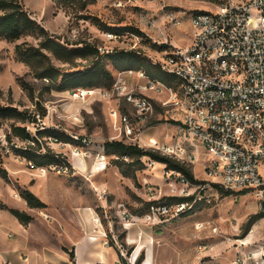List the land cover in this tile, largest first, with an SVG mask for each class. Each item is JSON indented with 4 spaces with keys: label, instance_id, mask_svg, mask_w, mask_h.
<instances>
[{
    "label": "rangeland",
    "instance_id": "374dc122",
    "mask_svg": "<svg viewBox=\"0 0 264 264\" xmlns=\"http://www.w3.org/2000/svg\"><path fill=\"white\" fill-rule=\"evenodd\" d=\"M22 4L38 26L35 33L12 43L0 40V107L15 108L26 118L0 120V169L6 173V178L0 176V223L4 225L1 237L14 242L20 235L19 223L8 210H1L5 207L30 215L36 235L68 251L72 245L66 244L67 233H76V219L85 212L93 214L106 230L109 246L117 249L124 264H145L147 258L150 264H231L237 255L249 251L240 246V241L253 243L264 238V218L257 222V233L252 238L249 235L253 226L247 233L244 231L252 216H264L253 194L233 192L223 197L207 186L211 183L205 171L209 156L199 144L184 141L174 129L177 120L164 107L167 96L144 90L145 82L135 75L128 79L143 96L151 98L153 107L148 119L137 123L139 145L165 156L151 149L149 140L157 141L160 148L181 143L188 152L184 161L166 157L185 165L195 180L205 183L201 187H206L202 191L206 199L194 205L191 216L178 215L177 205L170 199L196 198L200 191L183 186L166 166L155 162L157 165L151 168L149 164L141 167L127 158L117 164V157L103 152L104 143L117 138L109 109L118 106L134 120V108L124 100L117 105L101 100L82 103L69 95L78 83L99 81L106 85L104 72L115 77L119 70L129 67L166 78L149 64L150 59L158 61L163 56L158 46H167V52L186 48L192 36L190 16L196 11L208 12L212 5L202 0H22ZM108 27L120 38L108 40L106 34H114L103 31ZM48 37L69 48L88 44L109 52H131L136 57L119 56L114 61L89 53L63 62L41 49ZM23 43L40 48L49 57L50 64L60 72L57 80L51 78L46 83L39 78L43 60H35L34 68L19 61L15 47ZM165 81L172 83L171 79ZM41 109L46 112L41 117L43 123L56 131L52 137L38 135L41 124L27 121L29 116L40 115ZM13 126L25 127L31 137L39 139L35 150L59 154L67 167L60 163L33 168L27 154L13 148L24 146L14 137ZM6 136L12 143H7ZM72 137L79 138V142L71 146L63 143ZM76 151L79 155H75ZM189 152L196 157L193 162ZM142 160L149 162L148 158ZM24 190L46 208L30 209L21 198ZM150 205L167 206L170 212L149 220L146 215ZM130 240L138 242L132 245Z\"/></svg>",
    "mask_w": 264,
    "mask_h": 264
},
{
    "label": "built area",
    "instance_id": "2783aa9c",
    "mask_svg": "<svg viewBox=\"0 0 264 264\" xmlns=\"http://www.w3.org/2000/svg\"><path fill=\"white\" fill-rule=\"evenodd\" d=\"M202 1L213 7L208 12L196 11L190 16L189 45L163 52L158 61H149L173 84L154 80L142 71L127 70L116 74L110 88L76 89L69 95L82 103L101 100L117 105L124 100L136 110L137 116L132 120L113 105L109 109V119L117 138L110 142L143 149L139 145L137 123L145 122L153 107L151 98L143 96L128 80L133 75L142 79L144 90L167 96L164 107L179 121L176 131L182 139L199 144L209 156L205 171L211 183L207 186L214 190L217 186L225 191L253 194L264 213V0ZM106 37L108 40L120 38L116 34H106ZM98 51L101 54L114 52ZM36 118L41 124L38 131L52 129L46 127L39 114ZM71 139L79 142L77 137ZM51 140L58 142L57 138ZM149 141L151 149L165 156L178 161L188 157L181 143L160 148L157 141ZM22 143L23 147L13 146L26 148V143ZM189 153L193 162L196 157L193 152ZM75 155L79 153L76 151ZM144 163L149 164V168L156 164L152 160ZM173 173L183 186H191L180 174ZM191 187L200 192L191 204L176 206L178 215H184L206 199L202 196L206 187ZM169 212L167 206L152 205L146 218L151 220ZM105 239L103 246L108 247L107 237ZM240 246L248 247L249 251L237 255L231 264H264V238L253 243L240 241Z\"/></svg>",
    "mask_w": 264,
    "mask_h": 264
},
{
    "label": "trees",
    "instance_id": "16d2710c",
    "mask_svg": "<svg viewBox=\"0 0 264 264\" xmlns=\"http://www.w3.org/2000/svg\"><path fill=\"white\" fill-rule=\"evenodd\" d=\"M0 40H4L8 43L16 42L21 40L22 38L26 36H30L31 34H34L36 29L38 28L36 22L30 18V16L27 14V12L24 9V6L22 4V0H0ZM43 31V30H42ZM103 31L119 34L118 32H115L113 28H105ZM131 31L136 35H141L137 30L131 29ZM122 34V33H121ZM43 50L49 51L52 53L58 60L63 62H70L72 58L76 56H85L86 54H94L97 57H105L111 60L116 61V57H130L135 58L136 55L131 52H125V51H114L112 54H101L99 53L98 49L94 46H90L88 44H83L81 48H69L67 46H64L63 44H58L55 41L49 39V37L46 39L45 44L42 46ZM40 48H35L33 46H30L26 43L17 45L15 47V54L19 61L24 62L28 64L30 67L34 68L35 60H43L46 62V64L43 62V65L40 69L39 78L43 80H48L49 83L51 82V78H54L55 80L58 79L60 76V72L56 70L51 64L49 57L42 52ZM168 47L158 46V51L160 52H167ZM132 55V56H131ZM113 61V62H114ZM115 66L119 68V63L115 62ZM151 66V65H150ZM156 68V67H154ZM38 69V68H37ZM158 69V68H156ZM127 70H133V71H142L147 76L151 77L154 80L161 81L163 83H166L167 78H161L158 76L157 73L154 72L152 74L150 71H144L142 69H134L133 67H129V69L119 70L120 71H127ZM159 70V69H158ZM152 71V70H151ZM159 73L162 74L159 70ZM85 75V74H84ZM104 76H106L108 82L106 85H102L101 82H87L85 84H76L74 86L75 89H97V88H110L112 86V83L114 81V76H111L107 72L103 73ZM92 76V75H91ZM82 77V76H81ZM93 77V76H92ZM92 79V78H91ZM42 110V109H41ZM46 112L45 110H42V113L40 114L41 117H45ZM25 116L19 112L17 109L12 107H0V120L8 119V118H21ZM28 123L31 124H37V118L36 114L27 117ZM26 119V118H25ZM14 131V137L17 138L19 141L26 143V148H15L17 152L25 153L27 154L29 162L33 163V168H43L45 166L49 165H59L64 164L66 167V162L64 160H60V156L54 155L51 152L43 153L39 152L38 150H35L33 147L38 144V139H35L31 137L30 133L26 130L25 127H15L13 126ZM38 135L44 136V137H52V134H55L56 131L53 129H46L42 131H37ZM8 137V136H6ZM58 140V139H57ZM7 143H12L11 137L7 138ZM65 144H75L76 142L72 139H65L63 141ZM77 144V143H76ZM3 145L0 140V146ZM104 153L106 155H114L118 158L116 160V163L119 164V160L127 158L130 160H134L136 164L143 167L145 165L144 161L142 159L148 158V160H152L156 163L162 164L166 166L167 171H172L180 174L185 181L191 185V186H201L205 184L204 182H198L194 179L192 173L188 168H186L185 165L176 162L166 156H160L158 154H155L153 152H148L146 150H143L139 148L138 146H129L125 145L121 142H105L103 145ZM29 152V153H28ZM123 174H126L123 171ZM0 176L2 178H6V173L0 169ZM216 190L223 196V197H229L232 195L233 192L231 191H225L217 186H214ZM21 198L26 202L27 206L30 209H45L46 205L40 201L35 195H33L30 191L24 190L21 192ZM171 202H173L175 205L178 204H184V203H192L194 201V197H187V198H171ZM152 205H150L151 207ZM149 207V208H150ZM8 210V212L16 218L21 224L28 225L33 221V218L28 215L25 212H21L19 210L14 209H7L5 207L1 208V210ZM193 209L187 211L184 213L183 216H191L193 214ZM264 216L257 214L250 218L248 223L246 224L244 231L247 233L251 227L256 224L259 220L263 219ZM68 255L71 264H75V254L74 251H68L67 249H63Z\"/></svg>",
    "mask_w": 264,
    "mask_h": 264
},
{
    "label": "crops",
    "instance_id": "0c3cea01",
    "mask_svg": "<svg viewBox=\"0 0 264 264\" xmlns=\"http://www.w3.org/2000/svg\"><path fill=\"white\" fill-rule=\"evenodd\" d=\"M178 124L179 121L175 123L176 126ZM174 129L176 130V127ZM14 219L19 223L20 235L14 242L0 236V264H71L69 255L63 250L66 247L49 245L46 240L34 233L32 229L34 221L23 225ZM98 220L93 214L85 212L76 219V233L72 230L67 233L66 244L72 245L75 264H124L115 247L103 246L107 235ZM3 226L0 223V228ZM0 232L3 230L0 229ZM137 242L130 240L129 243L135 245ZM145 264H150L149 258Z\"/></svg>",
    "mask_w": 264,
    "mask_h": 264
},
{
    "label": "bare ground",
    "instance_id": "6f19581e",
    "mask_svg": "<svg viewBox=\"0 0 264 264\" xmlns=\"http://www.w3.org/2000/svg\"><path fill=\"white\" fill-rule=\"evenodd\" d=\"M76 157V156H75ZM78 158H80V157H78ZM157 164H155V166H156ZM99 221V220H98ZM100 226V225H99ZM257 229H258V224L256 223V224H254L253 225V228H252V232L250 233V235H249V238H252L256 233H257ZM247 241V240H246Z\"/></svg>",
    "mask_w": 264,
    "mask_h": 264
}]
</instances>
